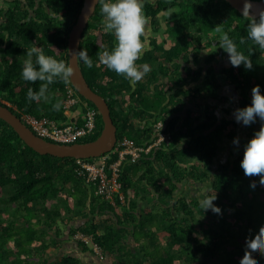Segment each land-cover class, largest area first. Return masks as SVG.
Listing matches in <instances>:
<instances>
[{"label":"trees","instance_id":"16d2710c","mask_svg":"<svg viewBox=\"0 0 264 264\" xmlns=\"http://www.w3.org/2000/svg\"><path fill=\"white\" fill-rule=\"evenodd\" d=\"M84 1L0 0V56L4 58L0 57V103L6 106L4 101H7L16 105L22 113L9 109L22 121L23 114L59 122L65 120L63 107L55 111L52 105L62 101L66 86L72 84L53 83L49 86L48 101L29 103L27 90L29 87L38 90L39 82L24 81L21 76L23 62L11 64L6 56L25 57L26 50L35 43L46 55L68 64L69 34ZM29 8L35 11L38 8L36 17L30 19ZM99 10L100 4L96 13ZM92 20L83 34L80 49L87 51L93 67L89 68L82 62L79 65L93 91L109 104L118 128L114 150L124 137L138 146H149L158 133L156 124L163 119V132L172 134V142L153 149L136 163L123 165L121 180L127 196L129 190L133 193L134 189L129 170H136L135 178L140 174L138 181L152 188L157 195L167 188L168 207L160 216L157 213L161 221L157 232L149 235L147 240L144 213L135 215L127 200L126 205L118 203L117 207L106 201L105 210L111 213L114 224L109 225L110 220L106 219L103 224H92L90 231L85 233L93 236L105 252L111 253L118 248L121 258L127 234L132 235L141 247L147 244L163 246L164 251L155 258L149 251H144L145 259H149L151 264H225L223 258L228 252H237L243 259L245 241L249 236L243 237L241 232L237 234V226L243 224L248 232L255 233L264 227V191L257 190L253 194L240 167L244 146L260 130V125L257 122L244 126L233 116L237 108L251 103L253 87L259 85L264 93V49L250 41L240 43L241 38L247 35L248 18L225 0H188L181 6V36L177 50L181 63L198 66L196 76L166 75L164 81L158 75L148 73L134 86L128 79L99 63L97 53L113 50L116 42L111 33L105 32L103 26H97ZM193 21H196L197 30L195 41L191 42L187 33L188 23ZM212 32L219 33L218 39L227 33L238 50L253 62L251 69H246L243 64L238 67L231 65L232 76L227 79L232 87L229 93L223 91L225 79L214 69L220 50L210 53L211 46L207 45L211 44ZM164 56L159 48L154 52H143L136 63L154 66ZM4 72L5 78H2ZM189 81L195 83L194 87ZM78 97L85 106L96 108L83 96ZM103 125L98 111L95 134L76 143L97 140ZM237 137L239 148L234 145L233 150L227 151V146ZM111 155V161H115L117 155ZM75 162L73 158L38 154L26 145L11 125L0 119V264H81L78 258L70 255L57 259L48 255L50 249L56 248L55 235H60L59 223L68 219L64 214L67 212L65 205L72 200L80 209L89 194L87 188L91 189V199L95 195L94 188L85 184L77 174ZM184 180L193 185L208 183L206 194L193 200L186 197L176 199L173 195ZM62 194L66 199L61 197ZM215 197L213 203L220 207L221 213L205 212L201 201ZM171 202L173 206H170ZM117 210L121 211V216ZM145 214L152 215V212ZM206 215L214 220L210 225L203 219ZM78 231L81 230L71 229L72 240ZM143 231L145 238H139L138 232ZM159 232L165 236L164 245L157 242ZM77 244L81 247V243ZM82 248L88 247L83 244ZM126 256L132 257V254ZM258 259L256 256L257 264H264V257L262 261ZM137 264L143 263L139 261Z\"/></svg>","mask_w":264,"mask_h":264},{"label":"clouds","instance_id":"9594fccd","mask_svg":"<svg viewBox=\"0 0 264 264\" xmlns=\"http://www.w3.org/2000/svg\"><path fill=\"white\" fill-rule=\"evenodd\" d=\"M98 3L101 5L104 31L113 34L116 40L113 50L97 53L99 63L128 79L134 86L150 71L147 65L136 63L144 47L141 36L145 31L146 18L143 14L142 0H98ZM249 5L253 7L251 0L245 3L242 11V15L248 18V25L247 35L241 38L240 43L250 41L253 45L264 49V10H260L258 15H253ZM218 43L227 53L228 62L232 66L238 67L243 64L246 69L253 67V62L238 50L236 43L227 33L221 36ZM70 55L75 56L76 64L82 62L89 68L93 67V61L86 50L75 49ZM26 57L21 72L22 79L26 82H39L38 90L31 87L27 90L26 100L29 103L48 101L50 85L56 82L68 84L74 77L72 63L66 64L62 60L46 55L41 48L35 46V43L26 50ZM61 107V101L52 105L55 111H59ZM233 116L237 123L244 126H251L257 122L260 125V130L244 146L240 167L244 179L249 183L250 191L253 194L257 190L264 191V93L261 92L259 85L252 88L251 103L237 108ZM233 144L237 149L239 148L238 137L233 140ZM215 199L216 197L205 198L201 201L205 212L211 210L216 214L221 213L220 207L213 203ZM254 256L264 257V227L255 234H249L240 264H257V261L253 259Z\"/></svg>","mask_w":264,"mask_h":264},{"label":"built area","instance_id":"2783aa9c","mask_svg":"<svg viewBox=\"0 0 264 264\" xmlns=\"http://www.w3.org/2000/svg\"><path fill=\"white\" fill-rule=\"evenodd\" d=\"M61 102L66 117L62 122L48 117L37 118L30 114H23V122L37 136L57 143L74 144L95 134L98 111L96 108L85 106L73 86H66L65 97ZM4 104L22 113L16 105L7 101ZM78 106L82 109L81 120L74 113V108ZM164 128L165 123L163 121L156 124L158 130L156 139L147 147L138 146L130 138L124 137L119 141L116 150L101 158L94 159V161L76 159L77 174L81 176L85 184L94 188L97 196L108 201L112 206L117 207L118 203L123 206L126 205L127 195L124 192V184L121 180L123 165L127 162H138L150 154L153 149L161 147L164 143L169 145L172 142V134L163 132ZM111 154L117 155L115 161H111ZM73 239L78 243L88 245L98 256L104 254L103 249L94 241L91 235L78 231L74 234Z\"/></svg>","mask_w":264,"mask_h":264},{"label":"crops","instance_id":"0c3cea01","mask_svg":"<svg viewBox=\"0 0 264 264\" xmlns=\"http://www.w3.org/2000/svg\"><path fill=\"white\" fill-rule=\"evenodd\" d=\"M109 48V47H108ZM222 57L224 55L222 54ZM232 106V105H230ZM234 106V105H233ZM232 106V107H233ZM161 120V119H160ZM164 121V119H163ZM155 123H153L154 125ZM242 126V125H241ZM232 145V146H230ZM227 149L233 150L234 144L231 142ZM236 146V145H235ZM233 148V149H232ZM130 172L129 175L131 184L134 189L133 193H130L127 196L128 204L132 205L134 214L139 215L143 214L144 216L146 213H150L152 211L157 212L159 216L162 214L164 208H167L168 206L166 205L167 202H169V197H167V188L166 190H162L161 195H157L156 192L152 189L146 190L147 185L141 184L138 180L140 174H138L135 178L134 174L136 170H129ZM159 183H162V180L159 181ZM208 183L204 184H197L193 185L187 182V180L182 181L180 184H178V190L175 191L173 197L176 199L186 197L188 200H193L197 198H201V196H204L206 194V191L208 189ZM89 194L86 197L85 201L83 204H81L80 209H78L75 205L74 202L71 200L67 205H65V210L64 214L68 218L64 222H60L59 227H60V233H58L59 236L55 235L57 239H55V245L56 248L50 249V255L52 256L53 259H57L60 257L64 256H73L78 258L81 261V264H129L132 262V264H137L142 262L143 264H151L149 259H145L144 256V251H149V250H156L158 252L152 253L150 251V255H153V257H158L157 255H160L159 253L164 251V247L160 246L163 248L161 251L159 246L156 247H151L152 249H147L146 247H141V245H137L134 238L129 236L130 234H127V236L124 238V248H122V257L121 254L118 250H113V252L108 253L104 252L102 256L96 255L93 250L86 245L88 248L83 249L82 246L84 243H81V247L72 240L71 237V229L72 230H81L82 232H86V230L91 229L92 224L97 225V224H103V220H110L109 225H113L114 223L111 222V219H113L111 213L107 210H105V205H107L106 200L102 199L101 197H98L96 194L93 196L91 199V189L87 188ZM170 206H173V202L170 203ZM71 205V206H68ZM117 214L121 216V211L117 210ZM141 218V217H140ZM212 220V218L209 215H206L203 217L205 221H207L209 224ZM213 221V220H212ZM127 229V228H126ZM125 229V230H126ZM130 229V228H129ZM101 233V232H100ZM53 234V233H52ZM164 239L165 236L163 233L159 232L157 236V242L162 243L164 245ZM85 245V244H84ZM132 254V257L126 256ZM136 255V258L134 256ZM149 255V254H148ZM120 256V258H119ZM135 258V259H134ZM123 262V263H122Z\"/></svg>","mask_w":264,"mask_h":264},{"label":"water","instance_id":"95a60500","mask_svg":"<svg viewBox=\"0 0 264 264\" xmlns=\"http://www.w3.org/2000/svg\"><path fill=\"white\" fill-rule=\"evenodd\" d=\"M232 8L242 14L244 5L248 0H225ZM249 5L253 15H258L260 10H264V0H251ZM98 0H85L79 17L74 24L68 38V55L69 63L74 66V77L71 81L72 86L77 93L85 99L91 101L98 109L103 120V130L100 137L92 142L63 144L52 142L37 136L31 128H29L21 118H19L8 107L0 103V119L11 125L20 138L40 155H50L60 159H97L111 153L118 142L117 126L115 125L111 109L107 100L100 94L93 91L86 81L83 71L79 64H76L75 56L71 57L72 50L80 49L83 34L88 27L92 17L94 16Z\"/></svg>","mask_w":264,"mask_h":264},{"label":"flooded vegetation","instance_id":"af4514ba","mask_svg":"<svg viewBox=\"0 0 264 264\" xmlns=\"http://www.w3.org/2000/svg\"><path fill=\"white\" fill-rule=\"evenodd\" d=\"M187 1L188 0H142L143 14L146 18L145 31L141 36V40L144 46L143 52L150 53L160 48L161 54H165L166 57L170 58V60H168L164 56L162 61H160L157 66H149L150 71L148 73L156 74L160 79H163L164 81L166 79V75H177V77H180L182 74L184 77L188 76L189 78H194L196 76L195 73L197 72L198 66L195 67L194 64L189 62L185 64L181 63V57L178 55L177 50V44L180 41L179 37L181 36V6L186 5ZM166 5L168 7H166ZM37 10L35 11L30 8L28 9L30 19L36 17ZM100 11L101 10H99L97 13L95 12L94 16L92 17V22L96 23L97 26L102 27L103 24ZM188 24L189 33H187V36L191 42H194L195 33L197 30L196 21L190 22ZM218 41L219 39L212 38V45H214L215 47L213 49L211 45L210 53L218 51V49L220 50L219 52L221 58H217L218 63L214 61V69L217 75L225 79L223 91L229 93V90L231 91L232 87L228 85L230 81L228 82L227 79L230 80L232 76L230 72L231 64L228 62L227 53H225L224 50L220 48ZM114 42H116L115 37ZM222 54L224 55V57H222ZM0 57L4 59L3 56ZM26 58V56H6L7 61L11 64L19 63L20 61L24 62ZM148 73L146 75H148ZM5 74L6 73L4 72L1 75L2 78H5ZM189 82L194 87L193 84L195 83H192V81Z\"/></svg>","mask_w":264,"mask_h":264},{"label":"rangeland","instance_id":"374dc122","mask_svg":"<svg viewBox=\"0 0 264 264\" xmlns=\"http://www.w3.org/2000/svg\"><path fill=\"white\" fill-rule=\"evenodd\" d=\"M219 33H217V32H212L211 33V36H212V38L213 39H218L217 38V35H218ZM210 36H208V38H209ZM212 38L210 37L209 39H210V43L211 44H208L207 43V45L208 46H211L212 45ZM212 47H213V49H214V45H212ZM158 64H155L154 66H157ZM230 91V90H229ZM77 109L76 110H74L75 112V115H76V117L78 118V119H80L81 120V113H82V111H81V107L80 106H78V107H76ZM145 185V184H144ZM68 187V186H67ZM148 187V186H147ZM148 189H152V188H146V190H148ZM67 191L69 190V188H67L66 189ZM153 190V189H152ZM65 195H67V194H65ZM61 197L63 198H65V196L62 194L61 195ZM66 199V198H65ZM250 199V198H249ZM71 200V199H70ZM248 201V200H247ZM250 201V200H249ZM230 219V218H229ZM143 220L146 222V224H147V229H146V231H147V240H149V235H153V232H157L156 231V229L160 226V223L159 222H161L160 221V219H159V216H158V214H157V212H154V211H152V215H145L144 217H143ZM208 220L209 221H211V223L212 222H214V220L212 221V220H210V218H208ZM217 221H218V219H216L215 220V223H217ZM208 223V222H207ZM209 224V223H208ZM210 225V224H209ZM205 226H208V225H205ZM238 228L236 229V233L237 234H239L240 232L242 233V234H240V235H242L243 237H248L249 236V234L251 233V234H255V232L254 231H250V232H248V230H247V227H243V224H241V226L240 225H238L237 226ZM145 232L143 231V232H138V234H139V238L140 237H142L143 236V238H145V234H144ZM152 247V245H150V244H147L146 245V248L149 250V249H152L151 248ZM161 251L163 250V248H161L160 249ZM152 252V253H155L156 254V252H158V251H156V250H149V252ZM233 252V251H232ZM49 254H50V252H48ZM261 258V260L260 261H262V258L263 257H260L259 256V259ZM254 259H256V256H254ZM258 259V260H259ZM223 260L225 261V264H240V262H241V260H242V258H240V256L237 254V252H233L232 254L231 253H225L224 254V258H223Z\"/></svg>","mask_w":264,"mask_h":264}]
</instances>
